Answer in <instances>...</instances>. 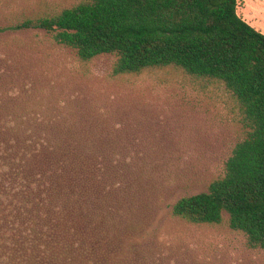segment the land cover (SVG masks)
<instances>
[{"label":"rangeland","instance_id":"1","mask_svg":"<svg viewBox=\"0 0 264 264\" xmlns=\"http://www.w3.org/2000/svg\"><path fill=\"white\" fill-rule=\"evenodd\" d=\"M78 1L0 0V26ZM114 61L110 54L82 61L41 28L0 33L6 138L75 154L81 210L91 213L116 264H264V248L226 223L171 214L179 197L207 190L242 136L233 97L173 67L113 77Z\"/></svg>","mask_w":264,"mask_h":264},{"label":"trees","instance_id":"2","mask_svg":"<svg viewBox=\"0 0 264 264\" xmlns=\"http://www.w3.org/2000/svg\"><path fill=\"white\" fill-rule=\"evenodd\" d=\"M238 4L79 0L50 15L0 26V33L41 28L82 61L114 55L113 77L173 67L224 87L236 103L242 136L207 190L179 197L171 214L194 224L226 223L250 246L264 248V33L238 14ZM4 131L0 264L119 262L91 213L81 210L82 167L75 154L63 146L11 142L15 138Z\"/></svg>","mask_w":264,"mask_h":264},{"label":"crops","instance_id":"3","mask_svg":"<svg viewBox=\"0 0 264 264\" xmlns=\"http://www.w3.org/2000/svg\"><path fill=\"white\" fill-rule=\"evenodd\" d=\"M238 14L257 30L264 33V0H238Z\"/></svg>","mask_w":264,"mask_h":264}]
</instances>
